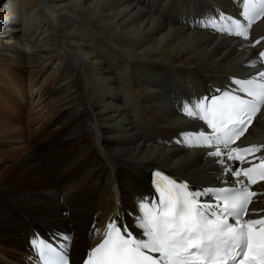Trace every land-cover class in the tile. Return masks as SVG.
I'll list each match as a JSON object with an SVG mask.
<instances>
[{
	"label": "bare ground",
	"instance_id": "bare-ground-1",
	"mask_svg": "<svg viewBox=\"0 0 264 264\" xmlns=\"http://www.w3.org/2000/svg\"><path fill=\"white\" fill-rule=\"evenodd\" d=\"M215 6L236 15L241 0H0V67L29 104L25 121L10 107L0 159V264L33 263L34 228L68 235L76 264L117 209L138 232L150 169L198 188L232 181L183 137L200 129L186 101L260 71L257 47L203 26ZM243 137L264 143V115Z\"/></svg>",
	"mask_w": 264,
	"mask_h": 264
},
{
	"label": "snow or ice",
	"instance_id": "snow-or-ice-1",
	"mask_svg": "<svg viewBox=\"0 0 264 264\" xmlns=\"http://www.w3.org/2000/svg\"><path fill=\"white\" fill-rule=\"evenodd\" d=\"M217 16L204 26L247 40L253 22L264 17V0H242L243 21L222 12ZM258 57L264 64V50ZM232 84L235 90L217 89L219 95L183 104L187 116L206 125L205 130L186 133L184 143L210 149L207 155L232 181H223L227 186L198 188L154 172L156 195L141 196L136 203L133 227L138 234L117 214L83 264H264V215L245 218L256 215L248 208L255 195L249 186L264 180V155H257L264 145H236L254 118L264 115V71L234 78ZM60 238L70 240L66 234ZM31 243L44 264H69L62 250L67 244L58 251L44 239L34 238Z\"/></svg>",
	"mask_w": 264,
	"mask_h": 264
},
{
	"label": "rangeland",
	"instance_id": "rangeland-1",
	"mask_svg": "<svg viewBox=\"0 0 264 264\" xmlns=\"http://www.w3.org/2000/svg\"><path fill=\"white\" fill-rule=\"evenodd\" d=\"M2 41V38H0ZM11 82V76L8 72H5L4 69L2 67H0V102L1 101H6L7 104H5L4 106L0 107V121L2 122V124L0 125V150L2 151L0 154V159L2 162H4L5 164H8V158H9V153L7 150V144L8 143V139L10 137L9 134V130H10V126L8 125V123H13V119H14V114H12L10 112L11 108L10 107H14L15 109H18L20 112L19 118L21 121H25L28 120V111L27 108L29 106L28 102L25 104H21L20 106H22L20 108V106L18 107L16 105V103H14V101L10 98L11 96H14V91L7 87ZM26 100V97H25ZM19 105V104H18ZM6 124V125H5ZM32 264H38V263H32Z\"/></svg>",
	"mask_w": 264,
	"mask_h": 264
}]
</instances>
